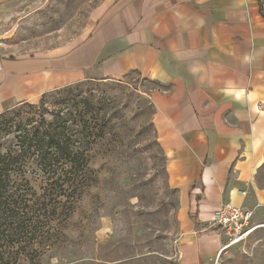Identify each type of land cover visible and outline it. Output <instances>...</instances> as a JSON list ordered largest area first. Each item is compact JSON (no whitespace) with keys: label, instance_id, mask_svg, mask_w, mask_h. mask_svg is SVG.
I'll return each instance as SVG.
<instances>
[{"label":"crops","instance_id":"1","mask_svg":"<svg viewBox=\"0 0 264 264\" xmlns=\"http://www.w3.org/2000/svg\"><path fill=\"white\" fill-rule=\"evenodd\" d=\"M72 53L5 61L0 112L86 79L137 73L150 99L169 186L180 202L179 264H220L224 204L264 203V19L257 0H104ZM253 191L256 192L254 195ZM245 193L246 196H243Z\"/></svg>","mask_w":264,"mask_h":264},{"label":"rangeland","instance_id":"2","mask_svg":"<svg viewBox=\"0 0 264 264\" xmlns=\"http://www.w3.org/2000/svg\"><path fill=\"white\" fill-rule=\"evenodd\" d=\"M103 1L0 0L1 66L5 61L72 53L88 37L92 14ZM70 86L75 90L61 96ZM70 86L49 92L44 105H40L42 97L25 102L34 109L22 107L19 112L51 113L66 96L93 114L106 115L97 124L106 125L107 136L89 151L94 185L69 221L62 244L45 254L43 264H179V194L168 184L166 158L152 123L150 95L160 87L137 73ZM18 103L4 104L0 115L9 112L0 120V128L3 120L16 119ZM257 182L264 191V169ZM32 184L39 190L40 182ZM249 210L254 213L255 231L226 251L220 264H264V203L257 200Z\"/></svg>","mask_w":264,"mask_h":264},{"label":"trees","instance_id":"3","mask_svg":"<svg viewBox=\"0 0 264 264\" xmlns=\"http://www.w3.org/2000/svg\"><path fill=\"white\" fill-rule=\"evenodd\" d=\"M257 1L264 19V1ZM75 88L56 92L69 95ZM56 104L51 113L23 115L22 107L34 105L21 103L16 119L1 122L0 264H43L45 254L62 244L69 221L94 185L89 151L107 136L106 125L97 124L106 115L66 96ZM33 180L40 182L39 190Z\"/></svg>","mask_w":264,"mask_h":264},{"label":"built area","instance_id":"4","mask_svg":"<svg viewBox=\"0 0 264 264\" xmlns=\"http://www.w3.org/2000/svg\"><path fill=\"white\" fill-rule=\"evenodd\" d=\"M2 66L0 64V71ZM246 196L245 193H242ZM254 213L249 209L234 206L231 203L222 205L209 223L210 229H218L224 233L227 243L224 249H229L244 242L256 227L252 226Z\"/></svg>","mask_w":264,"mask_h":264}]
</instances>
